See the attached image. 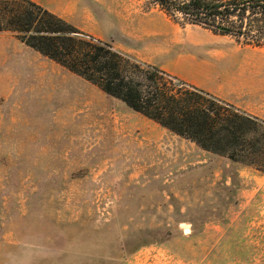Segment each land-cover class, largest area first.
I'll use <instances>...</instances> for the list:
<instances>
[{
  "label": "rangeland",
  "instance_id": "374dc122",
  "mask_svg": "<svg viewBox=\"0 0 264 264\" xmlns=\"http://www.w3.org/2000/svg\"><path fill=\"white\" fill-rule=\"evenodd\" d=\"M68 7L84 33L264 122V36L214 34L150 0ZM0 264H264V173L0 33Z\"/></svg>",
  "mask_w": 264,
  "mask_h": 264
},
{
  "label": "trees",
  "instance_id": "16d2710c",
  "mask_svg": "<svg viewBox=\"0 0 264 264\" xmlns=\"http://www.w3.org/2000/svg\"><path fill=\"white\" fill-rule=\"evenodd\" d=\"M214 34L261 45L264 0H150ZM202 150L264 173V122L159 68L129 57L32 0H0V33Z\"/></svg>",
  "mask_w": 264,
  "mask_h": 264
},
{
  "label": "crops",
  "instance_id": "0c3cea01",
  "mask_svg": "<svg viewBox=\"0 0 264 264\" xmlns=\"http://www.w3.org/2000/svg\"><path fill=\"white\" fill-rule=\"evenodd\" d=\"M37 4L44 6L50 12L58 15L59 17L66 18L72 10L68 7L70 0H32ZM112 118L104 115L102 117V127L106 128L105 125L111 122ZM119 130V128H117Z\"/></svg>",
  "mask_w": 264,
  "mask_h": 264
}]
</instances>
